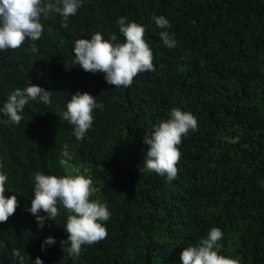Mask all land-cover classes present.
I'll return each mask as SVG.
<instances>
[{
  "label": "trees",
  "instance_id": "trees-1",
  "mask_svg": "<svg viewBox=\"0 0 264 264\" xmlns=\"http://www.w3.org/2000/svg\"><path fill=\"white\" fill-rule=\"evenodd\" d=\"M160 15L175 33L173 49L160 39L154 20ZM121 16L145 26L153 71L117 90L103 73L66 70L76 39L100 32L122 42ZM62 19L52 14L42 21L38 53L28 51V40L0 52V106L30 82L53 92L49 105L30 102L19 126L0 116V161L19 202L0 223L6 243L0 264H13V249L44 264H182L184 248L212 227L224 233L221 254L264 264V0H85L66 28ZM77 91L104 105L93 111L82 140L63 119ZM172 107L191 110L198 131L182 139L178 177L168 183L139 169L145 134ZM237 136L238 143L227 142ZM36 172L90 177L96 189L90 199L111 213L106 238L85 245L79 256L64 252L67 211L59 208L56 222L47 221L42 230L26 211ZM49 236L57 242L42 251Z\"/></svg>",
  "mask_w": 264,
  "mask_h": 264
},
{
  "label": "clouds",
  "instance_id": "clouds-1",
  "mask_svg": "<svg viewBox=\"0 0 264 264\" xmlns=\"http://www.w3.org/2000/svg\"><path fill=\"white\" fill-rule=\"evenodd\" d=\"M85 0H0V52L20 48L26 40L31 41L28 49L38 53L36 41L40 40L44 27L43 20L52 14L60 15L62 26L67 27V21L75 16L83 7ZM160 31V39L165 47L173 49L177 46L175 33L168 31L170 21L163 15L154 17ZM123 41L115 34L106 39L100 32L90 38H78L74 42L73 59L66 62V70L77 66L92 74L103 73L107 84L115 89L128 88L134 78L143 72L154 70L153 51L145 39V26L135 21H129L121 16L116 21ZM53 92L45 90L31 82L23 88L12 90L0 106V116L7 117V123L20 125L25 107L32 101L44 105L52 103ZM103 103L98 102L87 92L77 91L71 95L63 112V119L73 126V135L77 140L85 138L93 125V111L103 109ZM198 131V118L191 110L172 107L165 119L154 125L144 136L143 143L147 146L141 174L155 172L165 177L168 183L178 177V164L181 151L178 147L189 132ZM227 142L236 144L239 137H227ZM34 188L31 206L27 212L35 216L38 227L42 230L47 221L56 222L60 215L59 208L67 211V219L63 228L67 240L62 242L69 246L64 252L69 256H79L85 245H93L107 236L106 222L111 213L104 203L90 199L96 191L92 179L82 173L51 175L36 172L33 176ZM9 182L5 167L0 161V223L6 222L12 216L19 202L17 194L7 187ZM264 187V184L261 185ZM14 193L6 196L5 193ZM46 215H41V212ZM224 233L219 227H212L205 237L196 244H190L181 253L182 264H241L238 258H232L222 253ZM56 239L47 237L41 243V250L54 246ZM6 243L0 240V248ZM13 264H44L37 256L35 260L23 255L20 249L12 251Z\"/></svg>",
  "mask_w": 264,
  "mask_h": 264
}]
</instances>
